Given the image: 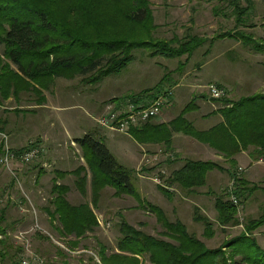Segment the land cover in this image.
Here are the masks:
<instances>
[{
    "label": "trees",
    "instance_id": "16d2710c",
    "mask_svg": "<svg viewBox=\"0 0 264 264\" xmlns=\"http://www.w3.org/2000/svg\"><path fill=\"white\" fill-rule=\"evenodd\" d=\"M229 4L240 14L238 23H242V13H245L240 7L242 4ZM158 28L149 0H0V46H3L0 53V102L10 98L18 102L20 95L30 94L37 97L36 105H43L46 102L44 92L50 91L58 78L80 76L87 84L96 85L127 69L135 61V51H147L150 58H189L203 43L199 37L162 40L155 36ZM237 33L246 38L244 33ZM229 36L222 33L218 38ZM260 46L264 49V42ZM163 81L154 88L128 96L124 101L131 100L132 104L139 106L145 98L161 93ZM185 110L168 126L161 125L156 129L147 122L131 128L130 133L140 144L164 143L167 151L173 134L183 133L230 160L233 188L217 193L214 207L221 229L243 225L244 232L224 246L229 247L228 252H224L222 246L210 249L181 220L170 221L161 208L140 201V207L145 206L157 215L163 228L162 239L138 231L123 220L118 224L121 237L116 252L107 256V248L101 246V264H141L140 260H147L150 264H264V247L253 235L264 226V209L260 217L241 222L239 207L231 200L236 196L241 206V199L253 200L256 191L264 192V187L237 176L233 171L240 167L232 160L250 150L253 160L264 157V94L228 102L223 110L224 122L207 131H197L185 119ZM76 141L90 154L92 163L86 160L87 169L80 166L74 172L58 173L52 184L53 198L50 201V206L54 207L50 212L51 218L55 219L52 221L59 222L60 236L69 239L72 249L99 226L95 209L105 187H113L116 197L136 194L128 170L116 161L104 143L88 135ZM33 167L25 166L24 169ZM216 169V163L186 160L178 171L161 176L164 184L158 189L168 200L174 197L170 188L175 186L183 193H195L206 186L208 174ZM88 170L92 174V201L75 206L68 201L69 188L58 184V179L75 176L77 187L85 198L88 196ZM15 182L16 178L11 179L9 187ZM1 196L0 193V259L9 258L10 264H17L15 261L21 249L11 244L9 232L13 231L17 221L26 219L9 216L13 204H4ZM194 209L195 222L204 224V237L213 239V222L200 214L199 208ZM71 237L76 240H70ZM10 251L14 254L10 255ZM59 264L69 263L63 260ZM88 264L97 263L92 260Z\"/></svg>",
    "mask_w": 264,
    "mask_h": 264
},
{
    "label": "rangeland",
    "instance_id": "374dc122",
    "mask_svg": "<svg viewBox=\"0 0 264 264\" xmlns=\"http://www.w3.org/2000/svg\"><path fill=\"white\" fill-rule=\"evenodd\" d=\"M208 1L210 2L211 0ZM228 1L229 0H215L214 4L226 5V3L229 4ZM149 3L154 17V23L159 27L155 32V36L161 38L162 40H169L170 38L180 40V38L176 36L172 38L173 35H177V27L179 26L177 20L171 22L172 19L176 17L173 16L175 15L173 12L177 11L178 14H181L182 16L187 14L183 16L186 19L189 16L190 10L196 11L199 8H210V5H205L206 2H201V0L198 2L196 0V3H193L192 0H149ZM222 5L220 6L222 7ZM228 7H230V4ZM179 19H181V16H179ZM251 19L253 20L247 21V24L259 22V19ZM208 31L210 32H207L209 34L206 36H212V30ZM256 32L258 33L259 31ZM205 34L206 33H204V35ZM220 34H216L215 39H218ZM2 49L3 46H0V53L2 52ZM134 56L137 66L145 62L148 63V66L146 67L149 68L144 77H141L142 81L133 86L131 90H127L129 85L128 78H130V73H128L127 69L119 74H115L104 79L96 85L87 84V82H85V80H83L80 76H75L73 79L58 78L54 87H52L50 91L44 92L46 102H44L43 106L45 105L48 108L39 110L35 116L36 125L25 131L24 138L26 139V143H28L29 140H34L35 142L37 139H44L47 134V130L53 129L57 130L61 134V137L66 139L75 135L78 130L82 129V127H85L89 128L91 130L92 137H95L93 136V129L91 128V126H93V128L96 129L95 125H93L94 121H92L94 113L91 110V100L94 99L100 101L107 99V102H110V106H108L111 109H109L110 112L115 110L122 112V110L127 107L125 105L127 103H124L125 98L130 95L137 94L138 91L142 92L138 89L147 90L156 87L158 85V80L161 78L163 79L164 76L170 73L172 69L177 68V62H179L178 59H162L160 57H157L156 60H151L148 52L143 50L135 51ZM164 70L167 71L165 72ZM169 83L170 77L166 76L161 89L162 87H169ZM207 87L208 85L206 86V89ZM171 92L173 97V90H171ZM163 93L162 95H166L168 92L166 91L164 94ZM32 97L37 101L36 96L32 95ZM111 97L112 99H110ZM208 97L210 98L209 95ZM22 99L23 98H21V100L19 99L20 101H18V106H25L27 104V100ZM15 102L16 100L14 99L12 103L3 105L6 108H12L15 106ZM109 111L107 110V112ZM103 114L104 113H102V115ZM9 118H12L11 122H15L13 120L19 121L21 117L19 118V116H15L11 113V115H7V119ZM52 123L56 126L55 128L52 127ZM106 134V147L115 157L116 161L128 170L129 175L131 176V182L136 188V194L132 197L129 195L116 197L114 195L115 189L113 187H105V189H103L100 193L97 202L98 204L95 209V214L99 219V226L94 232L88 233L86 237L81 238L79 241L77 240L79 243L74 249L70 248L68 238L60 236L61 226L59 222H53L52 220L55 219H52L50 216V212L54 209L53 206H50V201L53 198L50 191L52 184L49 183L45 186V191L40 188L36 189V184L34 182L35 176L32 177V174L29 175L28 173L35 169V167L32 166L33 163L22 165L14 162L11 170L0 169L1 197L4 200V204H13L12 206L10 205L11 208L8 211L9 216L15 219H26L17 221L13 227V231L9 232L11 244H13L16 248L21 249V252L18 255V260L15 261L17 264H20L21 261H27L30 264H59L63 260L69 264H88L92 260L97 264H101V256L99 252L101 246H105L107 248L105 251L107 256L116 252V245L121 237L118 224L123 220L138 231H142L148 235L162 239V225L155 213L147 210V208L145 209V206L140 207V201H142L145 205L150 204V201L146 197H141L138 190L140 182H143L148 186L157 185V183H154V180L150 181L145 179L143 177L145 174L142 171L145 167L149 166V163L145 162L146 158H153L154 156L158 157V162H156L154 166L160 162L158 151L154 152L158 155L154 154L151 157H144V154L143 158H141L142 161H140L137 158L139 157L138 153L140 145L134 137L130 136V134H121L118 132H110ZM3 140L4 137H2V141ZM70 148L72 150V156L77 158L75 160L78 162L77 164L75 163V165H72L77 166L79 163L88 165V160H91L90 162L92 163V159H89L90 154L86 150L82 149L79 144L71 143ZM1 153L2 148L0 154ZM170 157L173 156L170 155ZM25 166L33 168L24 169ZM240 167L243 168L245 172L246 167L242 165ZM45 170H47V168ZM87 172L88 196L85 198L81 197L79 191L74 186L73 181L76 177H72L70 181L66 182L74 190V194H76L74 195L76 199L72 200V203H75L76 205L92 201V174L89 170ZM233 172L239 177H244V172L239 173L237 169ZM157 176L158 178L160 177V175ZM13 178H16V182L13 187H9L11 179ZM251 181L252 182H249L250 184L254 183L264 187V171L260 173L257 172L255 176H252ZM163 182L164 181L162 180V183ZM227 182L228 181L226 180L225 192L227 189L230 190L233 188V180L231 177L229 182ZM223 186L224 185H222V187ZM215 188L216 187L212 189L216 191L217 188ZM173 193L176 194L175 192ZM159 194L162 193L159 192ZM216 195L219 194H208V197L203 199V202L201 200L199 202H195L196 205L198 204L199 206L197 208L200 209V214L207 216L214 224L215 236L213 239H206L203 235L204 224L195 222V204H189L188 206L178 204L177 206L175 200H173V203H169L166 196L163 195L164 197L162 198L158 194L156 197L160 198V200H155L158 204L154 203L157 206L161 205V209L170 221L181 220L191 233H194L199 239L205 242L208 248L217 249L221 248V246H226V244L232 239L239 237L245 229L243 225L221 229L217 222V212L214 207ZM252 197L255 199L250 200V198H248L247 201L241 199L243 201V204L239 206V218L241 219V222H244V219H256L260 217L264 209V192L258 190L252 195ZM9 221L11 222L12 220ZM253 235L256 237L258 244L264 247V226L257 229ZM1 238L2 236H0V239ZM70 240L75 241L76 238L71 237ZM223 251L228 252L229 247H224ZM13 254L14 251H10V255ZM239 258L240 257H237L238 260ZM1 261L2 260L0 259V264H5V261L6 264H10L9 258H6L5 261ZM140 262H142L141 264H150L147 260L145 262L140 260Z\"/></svg>",
    "mask_w": 264,
    "mask_h": 264
},
{
    "label": "crops",
    "instance_id": "0c3cea01",
    "mask_svg": "<svg viewBox=\"0 0 264 264\" xmlns=\"http://www.w3.org/2000/svg\"><path fill=\"white\" fill-rule=\"evenodd\" d=\"M202 1L206 2L205 5H210V8L206 9L204 7L196 11L190 10L189 16L186 19L183 16L187 14L182 16L177 11L173 12L175 15L172 14L176 17L171 22L177 20L179 25L177 27V35H173L172 38L174 36L180 39L199 37L203 39V43L194 51L191 57L183 56L181 60L178 59L177 68L172 69L170 73L166 74L170 77L169 87H162L160 94L173 90L174 95L163 107L161 114L150 122L151 128H156L161 125L168 126L187 108L185 110V119L197 131H207L224 122L223 110L227 107L228 102L237 101L243 97H250L256 94H264V49L260 46L264 42V0L251 1L246 3L247 5H240L241 9L245 12L242 13V23H238L240 14L235 11L232 5L228 7L229 4L227 3L226 5L214 4L215 0H211L210 2L208 0ZM192 2L196 3V0H192ZM179 16L183 20L179 19ZM251 18L259 19V22L247 24V21L253 20ZM208 30H212V36H206L209 34L207 32H210ZM256 31L259 32L257 33ZM237 32L244 33L246 38L241 37ZM204 33L206 34L204 35ZM220 33H228L230 36L215 39V35ZM160 58L166 59L163 57ZM154 59L156 60V58H151V60ZM147 64L143 62L137 66L135 60L128 66L127 71L130 73V78H128L129 85L127 90H131L133 86L142 81L141 77H144L149 68L146 67L148 66ZM164 71L166 72L167 70ZM165 76L163 79L158 80L157 83L164 80ZM210 84H215L226 91V95L222 100L216 101L208 97L206 86ZM138 90L144 91L146 89ZM158 95L145 98L140 102L139 106L151 104ZM21 98H23L22 100H27L25 106H18L17 101L12 108H6L3 105L12 103L14 98L0 102V150L3 147V135L7 136L10 149L14 152L25 150L30 146H36L41 149L39 159L33 162L36 168L28 172L29 175L32 174V177L35 176L34 182L36 189L40 188L45 191V186L49 183L53 184V181L57 180L58 173L74 172L80 166L86 167L87 169L86 165L80 163L74 166L78 162L75 160L77 158L72 156L70 144L77 143L76 140L87 135L92 137L91 130L82 127L75 135L66 139L61 137V134L57 130H47L44 139H37L35 142L34 140H29L26 143V139L24 138L25 131L36 125L35 116L38 111L48 107L45 105H36V99L30 96V94H22L20 95V100ZM107 101V99L100 101L91 100V110L95 118L101 116L102 113L105 114L107 110L109 111L110 108L108 106H110V102ZM124 103L128 105L132 101L127 100ZM15 108L22 109V111L15 112L13 111ZM11 113L19 116V118L21 117L20 120H13L15 122H11L12 118L7 119V115H11ZM94 117L92 121H94L93 125H95L96 129L91 126L93 136H95L92 138L105 144L106 133L112 131L100 128L95 122ZM52 127H56L54 123H52ZM129 134L132 136L131 133ZM139 145V157L137 158L140 161H142L141 158H143L144 154V157H151L156 154L154 153L155 151H158L160 156V162L158 164L155 166L149 165L142 171L145 174L143 177L150 181L158 178L157 175H160L159 178H161L162 174L163 176H170L173 172L181 169L186 160L212 162L218 165V169L208 174L206 186L198 189L195 193H183L177 186L170 188V192H175L176 194L169 200V203H173V200H175L177 206L178 204H184L186 206L189 204L196 205L195 202H199L200 200L203 202V199L207 198L209 193L223 192L226 189V180L228 182L230 180L232 171L229 166L230 160L225 159L209 145L183 133L173 134L169 151L166 150L164 143L158 145L139 143ZM250 152L251 150L243 151L232 159L236 162L237 167L241 165L246 167L245 172H243L244 178L248 182H252V176H255L257 172L264 171V163H260V160L264 157L255 161ZM170 155L173 157H170ZM46 168L47 170H45ZM72 177L75 176L68 175L64 179H58V184H63L69 188L67 195L68 201L77 206L82 203L77 205L72 203V200L76 199L74 196L76 194H74V190L66 183ZM73 183L80 193L76 179ZM158 185L148 186L143 182L139 183V193L141 197L149 199L150 205L158 204L155 201L157 199L160 200V198L156 197L157 194L162 198L165 196L159 194L160 190L158 189ZM222 185L224 186L222 187ZM214 187L217 188H215L216 191L212 189ZM156 204L154 206H157ZM160 206L158 207L161 208ZM196 207H199L198 204Z\"/></svg>",
    "mask_w": 264,
    "mask_h": 264
},
{
    "label": "built area",
    "instance_id": "2783aa9c",
    "mask_svg": "<svg viewBox=\"0 0 264 264\" xmlns=\"http://www.w3.org/2000/svg\"><path fill=\"white\" fill-rule=\"evenodd\" d=\"M248 1L255 0H229L230 3H239L245 4ZM166 95L158 96L154 102L148 106L139 107L130 103L126 109L119 112L109 111L99 117L95 118L97 125L105 130L118 132L121 134H129L131 128L147 123L155 118H157L163 109V107L168 103L172 97V92L167 91ZM208 95L212 100H220L226 95V91L215 84H210L207 87ZM3 147L2 153L0 154V169L11 170L12 164L17 162L22 165H28L33 163L41 155V149L36 146H30L25 150L14 152L10 149L7 136H3ZM145 162L149 163L148 165H154L158 162V157L154 156L153 158H146ZM260 163H264V158L260 160ZM243 168H239L238 172L242 173ZM154 182L161 185L162 180L160 178H155ZM231 200L234 205L240 206L239 199L236 196H232ZM2 201L0 199V205ZM20 264H30L27 261H21Z\"/></svg>",
    "mask_w": 264,
    "mask_h": 264
}]
</instances>
